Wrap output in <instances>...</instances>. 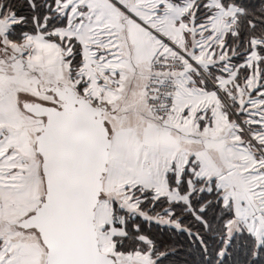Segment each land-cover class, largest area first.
<instances>
[{"label":"snow or ice","instance_id":"1","mask_svg":"<svg viewBox=\"0 0 264 264\" xmlns=\"http://www.w3.org/2000/svg\"><path fill=\"white\" fill-rule=\"evenodd\" d=\"M0 264H264V0H0Z\"/></svg>","mask_w":264,"mask_h":264}]
</instances>
